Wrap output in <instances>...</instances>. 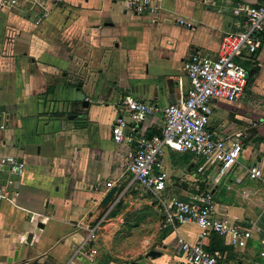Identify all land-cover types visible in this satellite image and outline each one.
<instances>
[{
  "label": "crops",
  "instance_id": "1",
  "mask_svg": "<svg viewBox=\"0 0 264 264\" xmlns=\"http://www.w3.org/2000/svg\"><path fill=\"white\" fill-rule=\"evenodd\" d=\"M260 1L160 0L168 16L152 21L123 0H43L47 15L38 28L29 27L23 5L0 9V160L14 156L24 163L17 206L0 208V264H124L108 259L97 239L89 243L92 258L77 251L104 213L97 210L102 196L113 186L127 194L129 149L112 139L119 99L132 94L156 106L176 102L189 87L183 60L194 52L214 56L222 36L243 22L233 8ZM177 17L193 27L179 25ZM239 62L247 71L245 91L232 104L214 102L209 122L217 138L242 134L238 163L221 175L217 165L194 157L195 172L184 173L172 166L177 152L170 149L160 161L168 195L190 200L210 188L215 214L251 229L243 248L223 236L205 240L206 249L220 253L217 264H264V183L246 171L255 163L264 167V34L255 60ZM71 86L87 88V112L64 101ZM162 120L160 112L147 114L141 132L157 133ZM6 177L0 172V181ZM108 223L97 228H104V239L113 234ZM161 228L160 255H144L138 264H179L176 236L192 239L198 231L195 224ZM29 231L35 235L26 245Z\"/></svg>",
  "mask_w": 264,
  "mask_h": 264
},
{
  "label": "built area",
  "instance_id": "2",
  "mask_svg": "<svg viewBox=\"0 0 264 264\" xmlns=\"http://www.w3.org/2000/svg\"><path fill=\"white\" fill-rule=\"evenodd\" d=\"M63 0H52L59 3ZM125 7L136 15L148 16L152 21L165 19L168 14L160 6V0H123ZM27 7L30 18L40 24L47 15L43 0H0V9ZM235 15L241 16L239 30L226 32L219 43L217 53L194 52L182 62L189 87L176 102L164 106L149 104L132 94L123 95L118 101L119 114L112 124V139L129 149L125 170L132 177L126 190L140 187L157 199L153 204L160 216L169 224H195L198 231L194 238L176 236V255L179 264H217L218 251L206 249L205 240L212 234L226 237L228 243L236 248L246 246L252 236L250 228H243L227 216H217L211 189L196 194L190 200H184L174 194L162 197L169 179L162 168L160 157L165 149L177 153H191L211 165H217L219 174H224L238 163L243 150L241 133L227 140L214 136L209 128L214 102L232 104L244 93L247 85V71L239 62L241 59L255 60L263 44L264 0L254 5L239 4L233 8ZM176 23L184 27H193L189 20L177 17ZM151 112L162 114V124L158 134L151 137L141 132L143 118ZM201 167L197 168L200 171ZM24 171V163L17 157L5 156L0 160V172L6 173L0 181V208L3 202L17 206L19 190L15 186L17 178ZM249 178L264 183V167L252 164L246 169ZM110 186V183H108ZM105 214L94 228L88 230L78 252L86 257L89 243L96 237V230ZM93 252V251H92ZM264 256V251L261 252Z\"/></svg>",
  "mask_w": 264,
  "mask_h": 264
},
{
  "label": "rangeland",
  "instance_id": "3",
  "mask_svg": "<svg viewBox=\"0 0 264 264\" xmlns=\"http://www.w3.org/2000/svg\"><path fill=\"white\" fill-rule=\"evenodd\" d=\"M27 7L26 12H29ZM27 20L29 27H37L33 19L28 18ZM71 90L70 94L67 92L64 96V101L69 102L70 105H78V108L83 113L87 112L88 108L83 106L84 101H89L85 99L86 96H90L87 88L82 89L81 87L71 86ZM243 110L246 113L247 108ZM192 157L194 155L191 153L171 154L170 162L172 166H179L184 173H188V170L193 173L195 172V166L192 162ZM195 159L200 160L201 158ZM126 176L127 180L132 177L129 172H126ZM121 191L116 195V200L111 207L102 214V216L105 214L103 224H106L107 221L109 222L106 230L109 231L113 228L111 238L104 239L102 237V231L104 230L102 228L99 231L97 230L98 235H96L94 240H98V244L102 247L101 251H104L103 254L106 257L108 256V259H116L124 264H138L146 252L151 249L159 250L161 248L162 239L159 237L162 236L160 231L161 227L165 226V220L160 217L157 207L153 204L154 201L155 203L157 202L155 196L144 192L137 186L125 190L126 192L124 191L123 194H127H121L123 197L120 196L118 200L117 197ZM168 193L167 190H164L161 195L165 198ZM89 251L91 250L88 248L86 252Z\"/></svg>",
  "mask_w": 264,
  "mask_h": 264
},
{
  "label": "water",
  "instance_id": "4",
  "mask_svg": "<svg viewBox=\"0 0 264 264\" xmlns=\"http://www.w3.org/2000/svg\"><path fill=\"white\" fill-rule=\"evenodd\" d=\"M83 105L87 106L88 102L84 101ZM69 117H73V116H69ZM18 161H20V160H18ZM116 195H117V187L113 186L99 200L98 205H97V210H99L101 212H104L106 209L111 207L112 203H114L115 200H116ZM120 195H118L117 199L120 197ZM39 227L41 228V227H43V225L40 224ZM34 235H35V233L32 232V231L27 232L26 236H25V238L23 240V243L26 244V245L31 244ZM159 255H160V252L157 251V250H154V249H151V250H149L148 252L145 253L146 257L149 256V257H152V258H154L156 256H159Z\"/></svg>",
  "mask_w": 264,
  "mask_h": 264
},
{
  "label": "trees",
  "instance_id": "5",
  "mask_svg": "<svg viewBox=\"0 0 264 264\" xmlns=\"http://www.w3.org/2000/svg\"><path fill=\"white\" fill-rule=\"evenodd\" d=\"M156 134H158V132L155 133V134L147 133L146 136L151 137V136L156 135ZM203 191H204V190H203ZM199 192H202V190H200ZM213 236H219V235H217V234H212V235L210 236V238L213 237Z\"/></svg>",
  "mask_w": 264,
  "mask_h": 264
}]
</instances>
